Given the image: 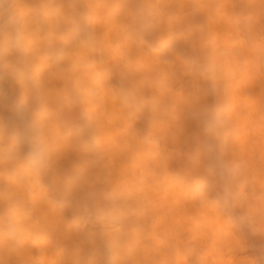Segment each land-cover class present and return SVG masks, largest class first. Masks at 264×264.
<instances>
[{"label": "clouds", "instance_id": "1", "mask_svg": "<svg viewBox=\"0 0 264 264\" xmlns=\"http://www.w3.org/2000/svg\"><path fill=\"white\" fill-rule=\"evenodd\" d=\"M184 2L142 0V7L134 11L130 0H41L43 7L33 15L25 0H0V96L4 95L2 84L6 77L22 93H35L33 103L17 119L0 120V264H8L5 255L18 264H24L25 257L31 264H62L53 258V236L65 227V212L73 204L63 195L58 199L51 197L41 177L54 168L62 153L71 149L90 154L96 166L104 165L109 143L102 135V129L107 128L103 119L106 99L115 100L132 120L143 125L132 128L123 150L125 159L138 158L140 163L150 158L156 162L154 168L141 171L126 183L108 181L94 195L98 230L85 232V226L79 223L69 226L84 232L90 242L98 238L103 243L106 264H137L133 249L139 243L138 225L144 218L138 210L150 205L151 199L140 190L141 186L146 175L168 171L158 133L175 120L180 103L198 102L207 95L215 97V104L205 112L202 127L217 141L220 151L218 167L208 169L212 182L190 173L174 175L187 177L190 184L208 194L227 226L225 237H232L240 224L264 226V167L251 173L247 170L245 153L237 151L236 143L246 114L240 110L230 113L222 91L229 72L244 73L249 81L247 95L253 100L250 88L257 78L264 80V24L233 17V26L242 35L223 46L217 45L215 36L209 34L213 52L202 72L209 88L186 96L174 91L170 77L162 71L177 61L193 68L197 61L185 57L183 46L195 48L206 40L203 25L184 23L181 17L166 11L170 4ZM191 3L209 18L227 14L232 6L231 0ZM66 6L77 11L69 13ZM109 24L120 29L119 43L102 41L103 30ZM130 24L139 25L140 31H129ZM121 46L127 49L121 59L129 68V75L116 86L112 74L102 66L114 58ZM153 64L161 72L149 79ZM57 80L73 81V91H59L55 87ZM174 95L182 99L175 102ZM77 104L84 109L83 125L62 133L54 109ZM257 109L258 115L247 129L250 140L257 137L256 129H264V108L257 105ZM68 136L72 138L71 146L64 147ZM258 147L264 158L260 140ZM29 177L38 179L46 190L43 200L34 198ZM218 181L225 182L223 192L213 195L217 193ZM82 182L80 176L65 178L69 189L82 186ZM24 193L31 196L38 211L46 210L42 218L25 210ZM37 230L45 232L51 241L47 261L41 260L29 234ZM223 247L228 253H235L239 245L226 240ZM190 255L196 264H206V252L193 249ZM233 257L232 264H259L253 258Z\"/></svg>", "mask_w": 264, "mask_h": 264}, {"label": "bare ground", "instance_id": "2", "mask_svg": "<svg viewBox=\"0 0 264 264\" xmlns=\"http://www.w3.org/2000/svg\"><path fill=\"white\" fill-rule=\"evenodd\" d=\"M231 5L227 14L211 18L197 10L191 0H185L183 5L172 3L166 9L169 15L181 17L184 23L203 25L206 35L205 42L195 48L183 46L185 57L197 61L193 68L189 69L184 63L177 61L162 70L170 77L174 91L191 96L198 90L204 92L209 88V82L203 78L202 72L213 52L211 35L215 36L216 44L220 46L239 39L242 34L236 32L233 17L242 21L251 19L257 25L264 24V0H231ZM25 6L35 15L43 4L41 0H25ZM129 6L136 11L142 7V0H130ZM66 11L74 14L77 9L66 6ZM129 31L139 32L140 27L130 24ZM119 35L120 29L109 24L105 26L101 39L103 42L119 43ZM126 51L121 46L114 58H110L102 66L112 74L113 84L116 86L129 75V68L121 59ZM160 72L161 69L151 65L149 79L156 78ZM2 86L4 95L0 96V120L12 121L33 103L35 93H22L7 77ZM55 87L62 93H71L74 83L71 80H57ZM248 87V77L244 73L229 72L222 83L229 112L236 114L240 110L246 114L241 121L242 131L236 137V143L237 151L245 153L246 168L251 173L264 167V158L258 147L259 140L264 145V129H256L257 137L253 136L251 140L247 131L258 115L257 105L264 108V80L257 78L250 88V94L257 105L247 95ZM173 99L179 102L182 97L174 95ZM214 104L215 97L212 95L203 96L198 102L193 100L180 103L175 120L158 133L170 173L165 169L159 174H148L143 180L140 190L149 194L151 199L150 205L138 210L144 218L138 225L139 243L133 249L137 264H196L195 257L190 255L193 249L207 253L206 264H232L233 256L236 259L253 258L259 264H264V226L253 228L240 224L233 231L232 237H225L227 226L208 194L190 184L187 177L174 175L190 173L212 182L208 169L218 167L220 151L217 141L203 131L202 119ZM54 110L62 133L84 123V109L81 105ZM103 119L107 128L102 129V135L109 139L108 158L104 165L96 166L93 163L94 157L90 154L71 149L62 153L54 168L41 177L42 183L49 188L51 197L58 199L63 195L73 204V208L65 212V227L53 236L56 244L53 258L62 264H106L107 255L103 243L98 238L90 242L84 232H77L69 226L79 223L85 226V232L98 230L100 225L96 220L94 195L110 180L126 183L141 171L155 167L156 162L150 158L139 163L138 158L130 161L123 154L132 128H142L141 122L132 120L112 99H106ZM49 127L54 130L53 125L49 124ZM71 140V136L65 137L64 147H70ZM70 176L82 177V186L69 189L65 178ZM29 181L34 198L43 200L47 193L39 180L29 177ZM224 183L218 181L217 193L213 195L223 192ZM22 199L27 212L35 213L39 218L44 216L46 210L38 211L37 204L28 193L22 194ZM29 234L41 260L47 261L51 248L49 237L40 230ZM226 240L239 245L235 253L224 250ZM5 259L8 264H18L14 258L5 255ZM24 264H31V260L25 257Z\"/></svg>", "mask_w": 264, "mask_h": 264}]
</instances>
